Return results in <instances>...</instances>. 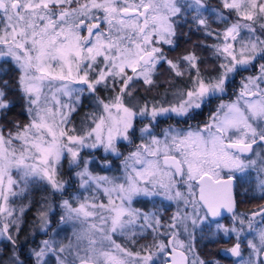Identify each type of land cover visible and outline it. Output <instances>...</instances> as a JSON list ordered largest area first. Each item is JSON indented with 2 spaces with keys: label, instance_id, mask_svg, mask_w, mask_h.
<instances>
[{
  "label": "snow or ice",
  "instance_id": "6c2138e0",
  "mask_svg": "<svg viewBox=\"0 0 264 264\" xmlns=\"http://www.w3.org/2000/svg\"><path fill=\"white\" fill-rule=\"evenodd\" d=\"M192 25L213 43L170 59ZM100 149L121 175L89 169ZM253 175L264 201V0H0V264H219L196 254L198 230L234 264H264V203L237 199ZM155 197L176 207L167 222L163 204L134 206ZM36 204L32 236L48 238L25 261Z\"/></svg>",
  "mask_w": 264,
  "mask_h": 264
},
{
  "label": "trees",
  "instance_id": "16d2710c",
  "mask_svg": "<svg viewBox=\"0 0 264 264\" xmlns=\"http://www.w3.org/2000/svg\"><path fill=\"white\" fill-rule=\"evenodd\" d=\"M207 2L212 7H216V8L219 7V0H207ZM213 27H216V25L214 24ZM191 28H192V31L191 32H189L188 27H187V30L184 33H187V32L192 33V34L196 35L195 38L194 37H191V35L188 36L189 33H187V35H182L180 37V39H179V47H177L174 51H169L170 52V56H169L170 59H175L176 57L182 55L183 54L182 52H185L186 50H188L185 47V45H189L188 43L194 42L193 43L194 45L196 43L197 44H200L201 42H205V43H209V44L213 43L212 40L206 39L204 37V35H203L202 32H197L194 25H192ZM199 49L200 48H198V50ZM195 50L198 51L197 49H195ZM200 51L207 53L206 55H208V56L211 57V53L208 52V51H206L205 49L201 48ZM197 54L200 55L199 52H197ZM200 56L201 57H205L204 56V53H202ZM6 69H7V67H6ZM247 74L248 73H245V75H247ZM10 75H14V74H10ZM142 94H143V92H142ZM105 95H106V93H105ZM152 95H157V93H155V92L152 93L149 96V99H151V96ZM15 99H17V102L19 101L18 97H16ZM11 118L12 119L13 118L14 119H18V120H20L22 122L26 120V116L23 114V108H22V102L21 101L18 103V106L16 107L15 111L13 112ZM163 125H166V123H163ZM88 151L89 150H85V152H84V155L85 156H87ZM93 152H94V156H93L94 158L93 159L95 160V163H91L90 164V168H93L95 170L103 169L101 165L104 164L105 162L102 160V157H104L105 155H108V154H105L104 152H101L100 150H98V151L97 150H93ZM118 162H120V161L116 157H114V156L110 157L111 168L109 170H116V168L118 166ZM65 176H68L69 177V175L67 174V171H65ZM75 180H76V178H74V181ZM77 184H78V182L76 184H74V186H73V188H72L71 191H74V188L77 187ZM250 186H251V188H255V177H254V175L251 178ZM245 187L248 188L249 185L246 184ZM259 195H260L259 192H255V195L254 196L257 197V198L256 199H253V200H259L258 199ZM40 197L41 196H40L39 192H35V193H33V195H32L31 198L34 201H37L38 199H40ZM155 198H150V200H155ZM59 199H60V197L58 195L54 198V200H55L56 203H57V201H59ZM146 199L147 198H141L140 201H142V202L135 203L134 206L136 207L137 206L136 204H138V205H140L139 208H142V210H144V211L150 210V209H151V211H154L156 208H159L161 206V204H163L164 206L168 207V211L163 214L164 215V222H167L168 217L171 216V213L170 212H173L172 205L169 207V204L170 203L168 201H164L160 197L158 199V201H154V202H157V203H154L153 202L154 203L153 206L147 207L148 206L147 205V200H149V199H147V200ZM35 208L36 209L38 208V204H36L32 208V210L26 214V216L24 218L25 222L22 225V227H24V229H25V227H27V223H28V222H26V220L29 221L30 219H34V217H33V209L35 210ZM57 209H59V208L57 207L55 209V211ZM225 224H227V223H225ZM229 225L230 224H227L226 227H229ZM211 227H212V230L214 231L215 230V224H212ZM198 235H200V238H199V240L197 239L196 242H195L196 243L195 249H196L197 252L199 251V254L200 255H202L203 260H208L210 262L218 261L219 264H225L223 261H220V259H219L220 257H216V255L210 254L211 252L209 253V250L207 249L210 245H213L214 243L220 241V240H217V236L216 237H211L209 235H204V237L201 238V233L199 232V230L196 233V236H198ZM40 236H41V233L38 234V235H36V236L29 237V239L32 242L28 243L27 245L30 248L35 247L34 240L35 239L38 240L40 238ZM23 237H26V235H25L24 232L21 233V235H20V240L21 241H24L25 240V238H23ZM46 237H48V236H46ZM6 245H7V242L6 241H0V257H2L3 259H5V257L9 254V250H10V247H6ZM25 246H23V249H24ZM28 257H29V252H27V250H23L22 255L20 256V259L27 261V258Z\"/></svg>",
  "mask_w": 264,
  "mask_h": 264
},
{
  "label": "rangeland",
  "instance_id": "374dc122",
  "mask_svg": "<svg viewBox=\"0 0 264 264\" xmlns=\"http://www.w3.org/2000/svg\"><path fill=\"white\" fill-rule=\"evenodd\" d=\"M212 7V6H211ZM212 8H216V7H212ZM187 30V27H185L184 29H183V32H185ZM187 33H189V32H187ZM191 35V37H194L195 38V36L196 35H194V34H192V33H189L188 34V36H190ZM194 42H192V43H188L189 45H185V47H186V49H188V50H191V49H193V46H195V45H198L197 43L194 45L193 44ZM193 45V46H192ZM197 50H198V48H196ZM201 50V48L197 51V52H199L200 53V55L202 54V53H204V56L205 57H203L206 61H210V59H211V57L210 56H208V55H206L207 53H205V52H202V51H200ZM165 51H166V53H167V55L168 56H170V52H169V49H168V46H165ZM183 54H184V52H182ZM207 58V59H206ZM6 67H7V65H5ZM166 67V66H165ZM164 77H161V79H163ZM238 86H239V82H238V85H237V88H238ZM162 91V90H161ZM20 101H18V103H19ZM90 104H91V101H88V100H85L84 101V105H83V107L80 109V115H83V113L84 112H87V111H90L91 110V108H90ZM208 114V113H207ZM208 116V115H207ZM207 116H205V115H203V118L206 120L207 119ZM14 119V118H13ZM76 120H77V124L79 123V117H77L76 118ZM168 123H172V121H169ZM161 127L162 128H164V127H167V124L166 125H163V123L161 124ZM130 149L128 148V147H122L121 148V151L126 155L127 154V152L129 151ZM93 151V150H92ZM100 151L101 152H103V150L102 149H100ZM85 157H87V156H85ZM94 158V157H93ZM119 161H120V159H119ZM102 166V168L103 169H100V170H95V169H93V168H90V164H89V169L94 173V174H96V175H101V176H103V175H108V176H113V175H121V171H120V162H118V166H117V168H116V170H109V168H105L104 167V164H102L101 165ZM65 171H67V165L65 164ZM64 179H66V180H68V179H71V180H73L74 181V178H76L75 177V175H74V172H73V174H72V176L71 177H68V176H65L64 175V177H63ZM77 187H78V184H77ZM76 187V188H77ZM76 188H74V191H71V193L72 194H75V192H76ZM40 194V193H39ZM40 196H41V194H40ZM59 196V195H58ZM41 198V197H40ZM65 198H67V197H65ZM160 197H156L155 198V200H150V198H147V199H149V200H147V207H151V206H153L154 205V203H157V202H154V201H158V199H159ZM40 199H38L37 201H39ZM240 200V199H239ZM246 200V199H245ZM59 201H60V199H59ZM59 201H57V204L59 203ZM140 202H142V201H140ZM154 202V203H153ZM170 203V202H169ZM261 203H264L263 201H261V200H253V201H249V200H246V201H243L242 203H240L239 204V210L240 211H246V210H249V209H253V208H256L257 207V205H259V204H261ZM138 207L140 206V205H138V204H136ZM136 206V207H137ZM38 207H39V205H38ZM172 210H173V212H170L171 213V215L176 211V207H175V205L174 204H172ZM142 209V208H141ZM146 211H151V209L150 210H146ZM36 212H37V209L35 208V210L33 209V217H34V219H35V217H36ZM59 214H60V209H57L56 210V216L54 217V219L55 220H58V218H59ZM228 214V213H227ZM28 218V217H27ZM34 219H30L29 221L28 220H26V222H28L27 223V227H25V235L27 236V237H31L32 236V232L33 231H35V229L33 228V222H34ZM221 223V222H220ZM231 223H232V221H230V225L229 226H231ZM223 225H225V224H223ZM26 226V225H25ZM226 226V225H225ZM61 227H65L67 230L66 231H61L60 232V235L57 237V239H60V240H63L64 239V237L65 236H71V233H72V229H71V227L70 226H61ZM49 235H52V233H49ZM23 238H25V237H23ZM48 237H46L43 233H41V236H40V238L38 239V240H34V244H35V246L37 245V244H39L40 243V241L41 240H43V239H47ZM221 241V240H220ZM220 241H218V242H216V243H214L213 245H210L207 249L209 250V253L210 254H213V255H216V257H220L219 259L220 260H222L223 259V262L225 263V264H229L231 261H233V263L232 264H234V261H235V257H233V256H231L230 254H228L227 252H224L225 254H228V255H230V257H231V259L229 260V259H225V256L223 257V255L222 254H220L221 253V250L222 249H225V248H229V247H231L232 245H227V246H225V245H223V243H220ZM28 245H26L25 247H24V249L23 250H27V252H29V246L27 247ZM11 250V249H10ZM10 250H9V252H10ZM195 252H196V254L199 256V258L200 259H203V257H202V255H200L199 254V251L197 252L196 251V249H195ZM189 258L191 259L192 257H191V254H190V256H189ZM7 259H8V255L5 257V259H3L5 262H7ZM28 259H30L29 257L27 258V260Z\"/></svg>",
  "mask_w": 264,
  "mask_h": 264
},
{
  "label": "flooded vegetation",
  "instance_id": "af4514ba",
  "mask_svg": "<svg viewBox=\"0 0 264 264\" xmlns=\"http://www.w3.org/2000/svg\"><path fill=\"white\" fill-rule=\"evenodd\" d=\"M5 69H6V66H5ZM238 82H239V78L237 79V83H236L235 87H237ZM214 107H215V104L213 105V108H214ZM207 113H208V111L205 110V112H204L203 115L207 116V115H208ZM203 120H205V119L203 118V116H201V117H199V119H198L197 121H193L192 123H193V124H195V123H199V122H202ZM240 191L243 192L244 190L241 189ZM255 192H258V191H256L255 188H251V190L248 192V195H247V196H238L237 199H238V200L240 199V200H243V201H246V200L253 201V199H251L250 197H253V196L255 195ZM245 199H246V200H245ZM263 202H264V201H263ZM217 220H218L219 222H221L222 224H225V223L230 224V221H231V214L228 213V214H226V215H222L221 217L217 218ZM227 224H225V225L227 226ZM221 236H222V234L217 235V240H221L220 243H223V245H225V246H227V245H231V243H226L224 240H222V239H221ZM199 238H200V235L197 236V239H198V240H199ZM225 239H226V238H225ZM220 254H222L223 257L225 256V259H229V260L231 259L230 255L225 254L223 250H221V253H220ZM220 261H223V259L220 260ZM232 263H233V261H231L229 264H232Z\"/></svg>",
  "mask_w": 264,
  "mask_h": 264
},
{
  "label": "water",
  "instance_id": "95a60500",
  "mask_svg": "<svg viewBox=\"0 0 264 264\" xmlns=\"http://www.w3.org/2000/svg\"><path fill=\"white\" fill-rule=\"evenodd\" d=\"M227 213H228V212L225 211V212L223 213V215H226ZM218 218H219V217H218Z\"/></svg>",
  "mask_w": 264,
  "mask_h": 264
}]
</instances>
